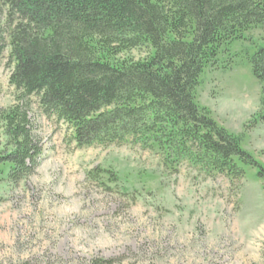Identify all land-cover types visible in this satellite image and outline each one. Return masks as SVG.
I'll use <instances>...</instances> for the list:
<instances>
[{"label": "rangeland", "instance_id": "rangeland-1", "mask_svg": "<svg viewBox=\"0 0 264 264\" xmlns=\"http://www.w3.org/2000/svg\"><path fill=\"white\" fill-rule=\"evenodd\" d=\"M0 29L8 31L4 17ZM244 37L197 89L199 105L254 161L239 178L188 161L169 167L131 142L79 147L72 126L10 83L4 52L0 111L28 113L42 154L31 174L12 176L14 146L0 116V264H264V84L250 61L264 27Z\"/></svg>", "mask_w": 264, "mask_h": 264}, {"label": "trees", "instance_id": "trees-1", "mask_svg": "<svg viewBox=\"0 0 264 264\" xmlns=\"http://www.w3.org/2000/svg\"><path fill=\"white\" fill-rule=\"evenodd\" d=\"M0 17L10 83L72 126L79 147L131 142L169 167L188 161L232 178L255 165L199 105L197 89L224 48L264 27V0H0ZM140 49L146 58L124 57ZM250 61L264 84V47ZM0 116L12 176L31 174L42 150L28 113L18 106Z\"/></svg>", "mask_w": 264, "mask_h": 264}]
</instances>
